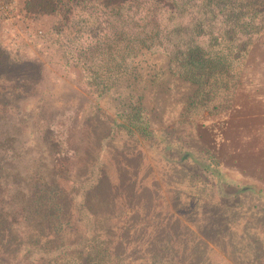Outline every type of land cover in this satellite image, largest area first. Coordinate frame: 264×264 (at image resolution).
Returning <instances> with one entry per match:
<instances>
[{"label":"rangeland","instance_id":"rangeland-1","mask_svg":"<svg viewBox=\"0 0 264 264\" xmlns=\"http://www.w3.org/2000/svg\"><path fill=\"white\" fill-rule=\"evenodd\" d=\"M24 1L0 0V6L7 4V9H10L7 14L0 9V55L4 60L0 74H29L32 82L23 93L4 96L6 106L12 110L11 124L7 129L15 137L6 156L18 160L15 163L11 159L5 165V171L10 177L19 173L21 178L16 179L14 186L28 188L35 179H42L47 159L57 151L68 150L71 157L86 156L88 142L85 145V140L91 139L89 151L92 154L103 144L106 153L118 163L145 171L146 183L156 186L152 190L154 195H157L156 190L159 191L155 202L163 199L178 206V231L182 238L176 250L180 263L189 253L183 252L194 250L202 255L196 257L194 264H221L223 256L229 258L228 264H237L234 261L237 259L246 264H264V182L254 184L260 185L258 188L263 193L257 195L254 190L240 188L242 185L255 188L247 176L241 177L242 185H239L229 175L220 177V172H214L219 160L230 155L226 148L221 149V141L224 109H229L232 104L219 103L220 109L211 112L215 102L210 87L177 75L172 71V59L168 54L149 50H142L135 57L127 73L132 74L131 77L100 94L82 77L83 57L78 39L90 29L92 16L108 20L105 18L109 11L94 1L90 10L79 4L66 19L60 14L66 12L67 0H59V14L30 16L23 10ZM232 1L242 5L252 0ZM255 1V8L264 18V5ZM245 14H242L244 18ZM243 17L241 20L244 21ZM262 17L258 19L259 41L252 46L240 69L245 73L242 74V85L246 88H255L257 85L253 84L257 82L263 86L264 48L257 44L264 42ZM111 25L101 31L95 26V40L113 41L116 36L126 34L127 28H112ZM129 34H132L131 29ZM93 44L92 47L97 45L96 42ZM248 77L253 78L254 83H249ZM219 97L214 96L215 99ZM136 105H141L148 116L150 145L142 143L126 128L129 114ZM13 122L16 124L14 129ZM59 141L61 149L57 150L54 146ZM228 161L232 162V159ZM16 164L18 171L13 169ZM89 164L86 159L78 167L77 176L87 175ZM205 164L207 171L202 167ZM235 169L224 168L221 172ZM213 207L224 217V221L215 228L210 223L211 213H208ZM12 227L5 242L12 254L10 257L1 255L5 261H0V264H5L9 258L13 264L32 261L35 264L37 257L31 243L26 242L28 244L18 248L19 239L32 241L33 233L26 238L25 227L16 222ZM4 231L0 226L1 236L7 235ZM59 232L64 242L83 236L79 215L68 210ZM233 235L241 238L236 245L227 242L228 245L221 249L214 243L219 237ZM246 242L253 244V261L249 257L252 262L243 259L250 253ZM84 248L96 254L101 245L93 239L86 242Z\"/></svg>","mask_w":264,"mask_h":264},{"label":"trees","instance_id":"trees-1","mask_svg":"<svg viewBox=\"0 0 264 264\" xmlns=\"http://www.w3.org/2000/svg\"><path fill=\"white\" fill-rule=\"evenodd\" d=\"M94 1L109 11L105 18L108 20L92 16L90 29L78 40L83 57L82 77L100 94L131 77L132 74L127 73L135 57L140 51L149 50L168 54L172 59V71L177 75L201 86L208 85L215 102L211 112L220 109L219 103L232 104L238 84L243 82L242 74L245 73L240 71L243 61L259 41L257 27L262 15L255 8V0L242 5L232 0H67L66 12L60 15L67 19L79 4L90 10ZM257 1L264 5L263 0ZM23 10L30 16L53 15L59 14L60 4L59 0H25ZM243 13L247 14L245 18ZM111 23L112 28H127L126 34L116 36L113 41L95 40V26L99 31L107 30ZM130 29L132 34L128 35ZM94 42L97 45L92 47ZM257 44L264 48V42ZM3 67L0 55V70ZM29 79V74H0V226L7 234L0 235V261H5L1 255L10 257L12 254L5 242L16 222L25 227L26 238L33 233L32 241L19 239L18 248L31 243L37 257L35 264H194L196 257L202 256L194 250L183 252L189 253L182 258V263L178 261L177 243L182 238L178 231V206L163 199L155 202L159 191L154 195L152 190L156 186L146 183L145 171L118 163L106 153L103 144L92 154L89 151L91 139H86V156L71 157L68 150L57 151L47 159L42 179H35L28 188L14 186L16 179L21 178L19 173L10 177L5 171L11 159L15 163L18 160L6 156L15 137L7 129L12 110L6 106L4 96L29 89L32 83ZM261 79L264 87V75ZM248 81L254 83L251 77ZM253 85L260 87L261 83ZM214 96L220 97L215 99ZM128 118L129 133L150 145L151 129L145 109L141 105L134 106ZM12 127H16L14 122ZM54 148L61 149V142ZM86 159L90 161L87 175L77 176L78 167ZM17 166L13 167L16 171ZM202 167L207 171L206 164ZM215 171L221 174V167L216 165ZM254 184L256 189L242 184L239 187L261 195L260 185ZM68 210L79 215L84 233L78 240L64 242L59 230ZM215 211V207L208 211L213 228L224 221L223 215ZM93 239L101 245L96 254L84 248L85 243ZM238 239L241 238L234 235L219 237L214 243L224 249L227 242L236 245ZM204 243L209 245L206 240ZM246 244L250 253L243 259L253 261V244ZM222 259L221 264H228L229 258L223 256ZM234 261L246 264L240 259ZM5 264H13L11 258Z\"/></svg>","mask_w":264,"mask_h":264},{"label":"crops","instance_id":"crops-1","mask_svg":"<svg viewBox=\"0 0 264 264\" xmlns=\"http://www.w3.org/2000/svg\"><path fill=\"white\" fill-rule=\"evenodd\" d=\"M224 112L221 149L226 148L230 155H224L226 159H220L217 166L237 169L221 174L239 185L246 176L254 183L264 182V87L246 88L240 82L232 105Z\"/></svg>","mask_w":264,"mask_h":264},{"label":"built area","instance_id":"built-area-1","mask_svg":"<svg viewBox=\"0 0 264 264\" xmlns=\"http://www.w3.org/2000/svg\"><path fill=\"white\" fill-rule=\"evenodd\" d=\"M6 5H7V4H5V5H1V6H0V9H2V11H3L5 14H7V12L10 10V9H9V10L7 9V6H9V5H7V6H6Z\"/></svg>","mask_w":264,"mask_h":264}]
</instances>
